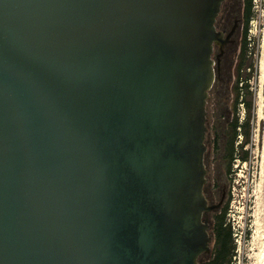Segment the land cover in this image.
I'll return each instance as SVG.
<instances>
[{"label": "water", "instance_id": "95a60500", "mask_svg": "<svg viewBox=\"0 0 264 264\" xmlns=\"http://www.w3.org/2000/svg\"><path fill=\"white\" fill-rule=\"evenodd\" d=\"M225 0H0V264H197ZM214 47L217 52L214 53Z\"/></svg>", "mask_w": 264, "mask_h": 264}, {"label": "rangeland", "instance_id": "374dc122", "mask_svg": "<svg viewBox=\"0 0 264 264\" xmlns=\"http://www.w3.org/2000/svg\"><path fill=\"white\" fill-rule=\"evenodd\" d=\"M222 18L221 24L228 23L226 31L234 19H238V28L235 42L225 48L220 71L207 100L206 168L214 188L226 191V221L231 224L235 243L230 264H264V0H253L246 35L242 0H227ZM241 59L239 86L247 87L239 101L244 99L246 103L236 105V68ZM248 101L251 102L249 133L238 152L246 155V160L236 157L228 172L225 155L230 124L236 113L240 120L246 118ZM244 139V135L239 136L238 143ZM209 255H201L197 264H206Z\"/></svg>", "mask_w": 264, "mask_h": 264}, {"label": "trees", "instance_id": "16d2710c", "mask_svg": "<svg viewBox=\"0 0 264 264\" xmlns=\"http://www.w3.org/2000/svg\"><path fill=\"white\" fill-rule=\"evenodd\" d=\"M226 2L222 4V10L218 16V23L222 19V15L226 11ZM253 0H242V19L244 22V33L246 35L249 20L252 15ZM246 46V41L243 43V47ZM243 67L242 59L237 64V79L235 82V104L238 105L240 102L246 103V100L239 101V97L244 93L247 85L244 87L239 86L240 71ZM251 108V102H247L248 114L244 120H240L239 115L236 113L231 124H230V134L226 144V159H227V171L230 172L231 165L234 159L240 158L241 160H246V155L238 154L239 150H242L249 133V112ZM244 135L246 139L244 141L240 140L238 143L237 138ZM228 208V201L225 202L224 206L221 208L220 212L215 216V220L212 225V235H213V245L211 253L206 264H230L233 252L235 249V243L233 238V231L231 224L226 221V214Z\"/></svg>", "mask_w": 264, "mask_h": 264}, {"label": "flooded vegetation", "instance_id": "af4514ba", "mask_svg": "<svg viewBox=\"0 0 264 264\" xmlns=\"http://www.w3.org/2000/svg\"><path fill=\"white\" fill-rule=\"evenodd\" d=\"M225 2V1H224ZM223 2V3H224ZM222 3V4H223ZM221 10H222V6H221ZM221 10H220V13H221ZM219 13V15H220ZM218 15V16H219ZM218 18V17H217ZM218 19H216V28L218 30H225L226 31V28H227V25L228 23H223L221 24V22L223 21V18L220 20V22L218 23L217 21ZM235 20V19H234ZM234 22V21H233ZM222 25V26H221ZM217 52V48L214 47V53L213 55ZM219 71H220V68H219ZM218 71V73H219ZM218 73L216 74V76L218 75ZM205 140H206V136H205ZM205 142V141H204ZM206 145V151L204 153V164H205V167L207 166V144L205 143ZM208 168H207V174H206V183L204 184L203 186V194H204V197L207 201V204H214V203H217L221 196L224 194V199H223V202L220 206V208L218 210H214V211H211V212H208V213H203L202 214V217L203 218H208V222L210 224V233L212 234L211 232V229H212V225H213V222L215 220V216L220 212L221 208L224 206L225 204V195H226V191L224 188H222L221 192H219V190L217 189V187L214 188V185L212 183H210V179H209V172H208ZM213 236V235H212Z\"/></svg>", "mask_w": 264, "mask_h": 264}, {"label": "bare ground", "instance_id": "6f19581e", "mask_svg": "<svg viewBox=\"0 0 264 264\" xmlns=\"http://www.w3.org/2000/svg\"><path fill=\"white\" fill-rule=\"evenodd\" d=\"M262 252V251H261ZM264 262V261H263Z\"/></svg>", "mask_w": 264, "mask_h": 264}]
</instances>
